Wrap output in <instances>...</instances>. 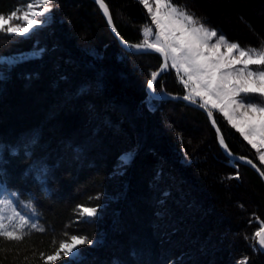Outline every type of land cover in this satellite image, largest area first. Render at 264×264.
Here are the masks:
<instances>
[{
  "label": "trees",
  "instance_id": "1",
  "mask_svg": "<svg viewBox=\"0 0 264 264\" xmlns=\"http://www.w3.org/2000/svg\"><path fill=\"white\" fill-rule=\"evenodd\" d=\"M28 2L0 0V14ZM170 2L231 43L264 45V0ZM104 3L120 37L141 44L150 21L140 0ZM1 57L0 141L35 135L37 143L31 159L5 154L0 183L31 205L40 228L19 241L0 237V264H45L73 235L93 242L79 247L75 264H264L254 236L264 223V184L222 152L201 111L181 101L147 104L160 56L122 48L96 3L52 0L49 22L29 35L0 31ZM154 90L184 94L165 73ZM213 117L229 151L264 172L240 133ZM97 138L99 147L86 144ZM125 153L133 158L123 164ZM36 158L48 169L42 181L28 172ZM81 207L96 215L83 218ZM167 214L174 225L162 224ZM198 245L206 249L195 255Z\"/></svg>",
  "mask_w": 264,
  "mask_h": 264
},
{
  "label": "snow or ice",
  "instance_id": "2",
  "mask_svg": "<svg viewBox=\"0 0 264 264\" xmlns=\"http://www.w3.org/2000/svg\"><path fill=\"white\" fill-rule=\"evenodd\" d=\"M96 2L108 18V23L112 24L104 0H96ZM140 2L148 10L152 23L156 26L155 39L151 42L147 39L152 35V29L145 27L143 43L132 47L153 49L158 52L164 58L165 68L170 62L188 92L183 99L203 108L211 119L213 127L216 126V120L212 118V110L221 113L231 127L256 150L260 164L264 165V45L260 50L245 49L238 43L228 42L223 35H219L215 43H210L217 37V32L199 23L194 15L171 4L170 0H155V9L149 4V0H140ZM51 4L52 0H40L38 4L28 3L27 10L23 11L22 15L18 14L19 10L7 16L0 14V31L21 36L29 34L44 23L37 17L46 16L51 11ZM13 20H20L22 23L13 25ZM222 47L226 51L221 52ZM251 65L257 67L252 68ZM2 76L3 74L0 73V78ZM156 77L157 73H153L147 84L149 89H153ZM252 96L259 97V101L250 99ZM216 131L220 145L231 156L232 153L228 151L223 135H220V129L216 128ZM36 143L35 135L15 144L0 141V163L8 162L4 159L5 154L15 159L23 153L24 157L31 159L34 156L31 149ZM246 163L256 168L252 160H246ZM47 171L42 158L33 160L28 169L38 181L45 178ZM257 171L260 170L257 168ZM3 174H5L4 170L0 169V175ZM261 175L264 176V172H261ZM0 194L4 197L0 199V206L14 203L13 198L17 196L3 183H0ZM96 212V208L81 209V213L88 217L95 216ZM29 223L30 221L22 215H19L18 224L12 223V217L8 218V223H5L3 215H0V237L11 241L22 240L23 229ZM31 227L36 226L31 224ZM255 238L259 246L264 248V223L255 232ZM92 243L87 237L73 235L70 241H62L54 254L47 256L45 264H55V261L63 257L75 258L80 246ZM69 264H75L74 259H71Z\"/></svg>",
  "mask_w": 264,
  "mask_h": 264
},
{
  "label": "rangeland",
  "instance_id": "3",
  "mask_svg": "<svg viewBox=\"0 0 264 264\" xmlns=\"http://www.w3.org/2000/svg\"><path fill=\"white\" fill-rule=\"evenodd\" d=\"M28 3H34V4H38L40 3V0H29ZM27 3V4H28ZM171 3V2H170ZM149 4L153 7V9H155V0H149ZM172 4V3H171ZM175 6V5H174ZM146 9V8H145ZM27 8L26 6L24 8H22L21 12L18 13L20 15H22L23 11H26ZM39 10V9H37ZM146 11L148 12V10L146 9ZM148 15H149V21H150V24L147 26V27H150L152 29V35L147 37V39L151 42V41H154L155 39V32H156V26L155 24L152 23V19H151V15L150 13L148 12ZM49 18H50V12H48L46 14V16L44 17H37V19H40V20H43L44 23L42 24L43 26L45 24H47L49 22ZM22 21L20 20H13L12 21V24L13 25H16V24H21ZM41 25V26H42ZM208 28V27H207ZM35 29V28H34ZM211 30V29H210ZM3 32H6V31H3ZM7 33V32H6ZM143 33H144V30H143ZM18 35V34H17ZM29 34H26V35H23V36H27ZM219 35L217 34V37L213 38L210 43H215L216 42V39H218ZM145 39V36L143 34V41ZM142 41V43H143ZM229 42V41H228ZM231 43V42H230ZM221 52H224L226 51L223 47L220 49ZM235 55V53H234ZM6 59V57H1L0 58V61ZM7 60V59H6ZM237 67H241V65H237ZM250 67L252 68H256L257 66L255 65H251ZM165 74H169V75H172L173 77L176 78V81L179 82V85L182 86L183 88V91H184V95H187L188 92L187 90L185 89L184 85L180 82V79L177 75V72L174 68L171 67L170 65V62H169V66L167 68H165ZM147 90V89H146ZM147 92V91H146ZM147 104L148 105H151L152 106V102H150V99H153L151 97H149L147 95ZM197 101L199 102V98L197 97L196 98ZM250 99H252L253 101H256V99L252 96L250 97ZM154 100V99H153ZM153 107V106H152ZM53 111L55 112V110L53 109ZM213 112L223 116L221 113H219L217 110H212ZM224 118V117H223ZM226 120V119H225ZM227 121V120H226ZM229 124V123H228ZM230 125V124H229ZM231 126V125H230ZM95 142V140H94ZM93 142V143H94ZM93 143H90L88 142V140H86V144L91 146V148H94V147H99L100 143H99V138H97L96 142L93 144ZM255 150V149H254ZM256 151V150H255ZM125 155V156H124ZM130 155L131 156V159L133 158V153H125V154H121L119 157H118V160L121 161L123 164L125 163H128L130 162V160L128 161L127 159V156ZM72 160V159H71ZM67 162V163H66ZM66 165L68 168H71L72 164L68 163V160L66 159ZM264 167V165H263ZM261 170V169H260ZM262 171V170H261ZM263 172V171H262ZM3 195L0 194V199H3ZM14 199V203L12 204H6V205H3V206H0V215H3L4 217V222L5 223H8V218L9 217H12V223L13 224H18L19 223V215H22L24 216L26 219H28L30 221L29 225L28 226H25V228L23 229V233L29 231V230H34V229H39L40 228V225H39V221H38V214L33 210V208L31 207V205L27 204V203H19L18 202V196H16ZM83 207L80 208V211ZM140 207L137 206L136 209H138ZM17 213H19V215H17ZM82 214V213H81ZM83 215V214H82ZM83 218L85 219H90L92 217H88L87 215H83ZM162 222V220L160 221ZM176 222V219L172 216V215H166V219L162 222V224H165V223H170V224H175ZM31 224H35L36 227H31ZM128 224V223H127ZM117 229V228H116ZM116 229H115V232H116ZM255 236V234H254ZM126 237V235H124L123 239ZM187 238L185 239V241L187 242ZM256 240V243H257V239L255 238ZM100 242V241H99ZM193 244V243H192ZM206 247L204 245H198L197 247L196 246H193V251L192 253L195 254V255H198L199 253H201L202 251H205ZM70 258V257H68ZM83 257L81 255H77L75 258H71V259H75L76 261H79L80 259H82ZM195 261V260H194ZM191 264H199V263H191Z\"/></svg>",
  "mask_w": 264,
  "mask_h": 264
},
{
  "label": "water",
  "instance_id": "4",
  "mask_svg": "<svg viewBox=\"0 0 264 264\" xmlns=\"http://www.w3.org/2000/svg\"><path fill=\"white\" fill-rule=\"evenodd\" d=\"M92 1L99 6V4L96 2V0H92ZM101 11L103 13V10L102 9H101ZM109 14H110V11H109ZM103 15H104V13H103ZM104 17L106 19L107 25H108L111 33L117 39V41L119 42L120 46L122 48H124L126 51H129V52H132V53H154V54H157V55L160 56V58H161V65H160L159 69L155 72V73H157V77H156V80H157L165 72L164 58L158 52L154 51L153 49H147V48L136 49L135 47H132L133 45H130L129 43H127L125 40H123L120 37V35L118 34V32H117V30H116V28H115V26L113 24V21H112V24H109L108 23V18L105 15H104ZM156 80L153 82L154 85H155ZM146 91H147V95L149 97L153 98L154 100H158V101H161V100L181 101V102H183V103H185L187 105H190L191 107H193L195 109H198L199 111H201L206 116L209 124L215 130V132L217 134V131H216V128H218L217 123H216V126L213 127L212 122H211V119L208 117L206 111L203 108H200L198 106V104H192L189 101H185L183 99V96L182 95H173V94H169V93H165V92L156 93L155 90H154V87H153V89H149L148 86H147V90ZM212 118L214 119V117H212ZM220 135H222L221 132H220ZM217 138H218V144H219L222 152L229 159H231L235 163H239V164L244 165V166L248 167L249 169H251L254 173H256V175L260 178V180L264 184V176L261 175V172L262 171L260 170V168L254 162L253 163L256 165V168H253L251 165H249V164L246 163V160H249V158H247V157H244L245 159L244 160H241L239 158L240 157H243V156L234 155V154H232L231 156L228 155L227 152H226V150H225V148L223 146H221L220 143H219V135L218 134H217ZM228 151H229V149H228ZM257 168L260 171H257ZM257 245L260 248V250L264 253V248H261L258 243H257Z\"/></svg>",
  "mask_w": 264,
  "mask_h": 264
},
{
  "label": "built area",
  "instance_id": "5",
  "mask_svg": "<svg viewBox=\"0 0 264 264\" xmlns=\"http://www.w3.org/2000/svg\"><path fill=\"white\" fill-rule=\"evenodd\" d=\"M124 156H125V155H124ZM127 159H128V161H129V160L131 159V156H130V155H128V156H127Z\"/></svg>",
  "mask_w": 264,
  "mask_h": 264
},
{
  "label": "bare ground",
  "instance_id": "6",
  "mask_svg": "<svg viewBox=\"0 0 264 264\" xmlns=\"http://www.w3.org/2000/svg\"><path fill=\"white\" fill-rule=\"evenodd\" d=\"M147 88V87H146ZM125 164V163H124Z\"/></svg>",
  "mask_w": 264,
  "mask_h": 264
}]
</instances>
